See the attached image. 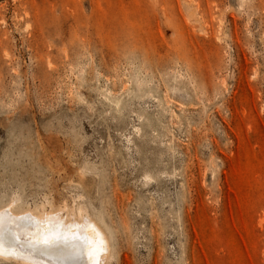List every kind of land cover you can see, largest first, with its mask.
<instances>
[{
  "label": "rangeland",
  "instance_id": "obj_1",
  "mask_svg": "<svg viewBox=\"0 0 264 264\" xmlns=\"http://www.w3.org/2000/svg\"><path fill=\"white\" fill-rule=\"evenodd\" d=\"M9 203L105 264H264V0H0Z\"/></svg>",
  "mask_w": 264,
  "mask_h": 264
},
{
  "label": "bare ground",
  "instance_id": "obj_2",
  "mask_svg": "<svg viewBox=\"0 0 264 264\" xmlns=\"http://www.w3.org/2000/svg\"><path fill=\"white\" fill-rule=\"evenodd\" d=\"M60 213L32 209L19 211L14 203L0 207V215L4 217L6 226L20 235L17 246L9 250L6 245L4 254L0 257L18 259V262L23 261L25 264H100L109 257L111 254V244L107 240L109 237L106 236L105 230L95 223L97 221L90 220L87 214L84 216L82 214L81 218L79 216L69 218L68 215ZM53 227L62 232L67 241L55 248L43 247V238ZM83 232L92 240L96 239V232H99L100 238L104 241V249L98 256L90 254V249H82L80 242L73 239V234ZM29 240L38 246L32 247L28 243ZM21 256L24 258H19ZM105 263L104 261L103 264Z\"/></svg>",
  "mask_w": 264,
  "mask_h": 264
},
{
  "label": "snow or ice",
  "instance_id": "obj_3",
  "mask_svg": "<svg viewBox=\"0 0 264 264\" xmlns=\"http://www.w3.org/2000/svg\"><path fill=\"white\" fill-rule=\"evenodd\" d=\"M43 247L46 248H55L61 243L67 241V237L62 233L58 232L55 227L49 230V232L44 236ZM73 239L80 242V247L82 249H90V254L99 255L104 249V241L100 238L99 232H96V239L92 240L89 238L86 232L80 234H73ZM20 242V235L8 228L5 224L4 217L0 215V255L4 254L5 246L7 245L8 249L11 250L17 246ZM28 243L32 247H37V244H33L31 240ZM23 259L24 257H19Z\"/></svg>",
  "mask_w": 264,
  "mask_h": 264
}]
</instances>
